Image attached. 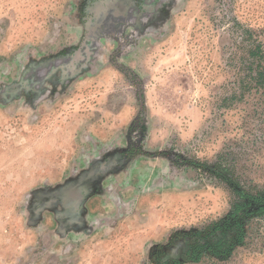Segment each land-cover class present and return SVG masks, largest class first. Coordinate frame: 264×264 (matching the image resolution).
Masks as SVG:
<instances>
[{
    "label": "rangeland",
    "instance_id": "rangeland-1",
    "mask_svg": "<svg viewBox=\"0 0 264 264\" xmlns=\"http://www.w3.org/2000/svg\"><path fill=\"white\" fill-rule=\"evenodd\" d=\"M244 29L264 42V0H0V264L185 261L234 202L194 159L264 191ZM246 230L186 264H264Z\"/></svg>",
    "mask_w": 264,
    "mask_h": 264
},
{
    "label": "trees",
    "instance_id": "trees-1",
    "mask_svg": "<svg viewBox=\"0 0 264 264\" xmlns=\"http://www.w3.org/2000/svg\"><path fill=\"white\" fill-rule=\"evenodd\" d=\"M241 37L251 42L249 54L252 57V67L248 68L249 81H241V98L247 89L249 93L252 90L264 98V42L253 30H242ZM189 165L206 177L228 185L234 202L229 214L193 232L191 236L195 242L187 251L185 261L176 260L172 264L198 263L208 254L230 256L238 245L244 243L246 225L253 219L264 218V191L250 186L237 173V158L233 151L219 154L213 163L194 159Z\"/></svg>",
    "mask_w": 264,
    "mask_h": 264
}]
</instances>
